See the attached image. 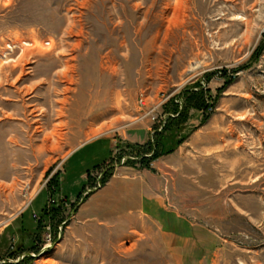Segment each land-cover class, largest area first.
Instances as JSON below:
<instances>
[{"label":"rangeland","instance_id":"374dc122","mask_svg":"<svg viewBox=\"0 0 264 264\" xmlns=\"http://www.w3.org/2000/svg\"><path fill=\"white\" fill-rule=\"evenodd\" d=\"M199 89L142 167L145 114ZM0 264H264V0H0Z\"/></svg>","mask_w":264,"mask_h":264},{"label":"trees","instance_id":"16d2710c","mask_svg":"<svg viewBox=\"0 0 264 264\" xmlns=\"http://www.w3.org/2000/svg\"><path fill=\"white\" fill-rule=\"evenodd\" d=\"M200 85V84H199ZM199 88L200 86H196ZM186 100L185 102L181 105H179L177 102L174 103L175 100H173L172 105H166L165 107V113L169 116L167 120V124L165 125L164 129L160 131L159 134L156 135V140L154 141V145L148 143V148L146 149L147 146H141L140 144H127L130 149H139L145 151V153H151L154 152V154L151 157H145L142 158V167H148L150 169V165L153 160L159 158L162 156L161 150H162V142H164L167 146V154L172 153L177 147H179L182 142H184L185 137L177 138L180 134H182L185 129L183 128L184 125L188 122L189 116H190V111L191 110H203L207 106V100H206V95L203 90H191V91H186ZM173 115V116H172ZM178 139V140H177ZM58 183H55L54 189L58 191ZM61 205H57L54 207V216L61 215V210L60 207ZM49 212L47 211V208L44 209V214L46 215L47 219L49 217ZM60 217V216H59ZM42 220V219H41ZM40 220V225H43V222ZM44 221V220H42ZM64 220H60V223H63ZM39 234V231L34 233V236L37 238ZM34 237V238H35ZM34 248L36 245L33 243ZM38 248V247H37Z\"/></svg>","mask_w":264,"mask_h":264},{"label":"crops","instance_id":"0c3cea01","mask_svg":"<svg viewBox=\"0 0 264 264\" xmlns=\"http://www.w3.org/2000/svg\"><path fill=\"white\" fill-rule=\"evenodd\" d=\"M149 131H150V128H148V134H149ZM131 140L134 141V143L136 144H143L145 140H142V141H139V140H136V139H133L132 136H129ZM113 146H116V142H118L119 140H115L113 139ZM122 140L124 141V139L122 138ZM131 142V141H130ZM82 146V145H81ZM80 147V146H79ZM78 147V148H79ZM76 148L67 158L66 160L64 161L63 163V166H65V164L67 163V160L70 159V157L74 154V152L78 149ZM182 148V145L179 147V150ZM178 151V150H177ZM176 151V152H177ZM173 155L175 154H167V156L165 157H172ZM62 166V167H63ZM101 166V165H100ZM121 171H126L124 170V168L122 167L121 168ZM120 171V172H121ZM146 170L144 171H137V173H135L134 171H127V172H133L134 175H132V177H136L138 175H140V173H143L145 172ZM146 174V173H145ZM118 176V175H114L113 179ZM87 177V175H86ZM122 177H128L127 174H124L122 175ZM111 181V180H110ZM109 181V183H111ZM148 183V182H146ZM158 183V182H157ZM161 188L163 190V186L159 184L156 185H152L151 183L149 184V189H145V192H147L148 190H150V195H148L150 197V200L152 201V205H150V212L149 211H143L144 214H146V216H148L149 218H151L155 224L158 226V228L160 229L161 231V234L164 233L168 236H171V237H178L179 239L180 238H183V235L186 237L187 239V243H191V238H190V235L189 233L187 232L186 228H185V221L183 219H181V216L176 213L175 215L173 216H165V217H162V216H159L160 212H159V208H165L167 209L166 205L163 204V196H162V193L160 194V192L162 191L161 189H158V193H156V191L153 189V188ZM157 190V189H156ZM149 192V191H148ZM84 196V195H83ZM95 197V194H93L91 197H89V199L84 202L83 204H81V207L79 208V212L77 211V214L76 216H83V218H92L93 216H90L88 215L87 213V209L89 208V203L91 202V200ZM70 202H74V200H71ZM156 207V208H155ZM153 215V216H152Z\"/></svg>","mask_w":264,"mask_h":264},{"label":"built area","instance_id":"2783aa9c","mask_svg":"<svg viewBox=\"0 0 264 264\" xmlns=\"http://www.w3.org/2000/svg\"><path fill=\"white\" fill-rule=\"evenodd\" d=\"M178 104H181L182 102H180L179 100H177L176 101ZM142 105L144 106L145 105V103H143L142 102ZM182 106V105H181ZM161 107H162V104H160V105H157L155 108H153L151 111H149V112H147L146 114H145V116L144 117H147V116H149V117H151V119H152V122H154V123H157V127H156V129H157V131L156 130H154L153 131V136L151 137V142L152 143H154V134H156V132H160V130L162 131V129H164V127H165V125L167 124V120H168V118H169V116L167 115V114H165V113H160V109H161ZM213 111V109L212 108H207V110H206V112H212ZM173 116V115H172ZM125 161H126V159H124L123 160V162H122V164H124L125 163ZM34 217L36 218V217H38L36 214H34ZM49 237V240L51 241V234L48 236Z\"/></svg>","mask_w":264,"mask_h":264},{"label":"water","instance_id":"95a60500","mask_svg":"<svg viewBox=\"0 0 264 264\" xmlns=\"http://www.w3.org/2000/svg\"><path fill=\"white\" fill-rule=\"evenodd\" d=\"M162 150H161V154L164 156L167 154V146L164 142H162Z\"/></svg>","mask_w":264,"mask_h":264},{"label":"bare ground","instance_id":"6f19581e","mask_svg":"<svg viewBox=\"0 0 264 264\" xmlns=\"http://www.w3.org/2000/svg\"><path fill=\"white\" fill-rule=\"evenodd\" d=\"M49 45H50V43H49ZM32 47H33V44L25 43L23 50H24V52H26V51L30 50Z\"/></svg>","mask_w":264,"mask_h":264}]
</instances>
